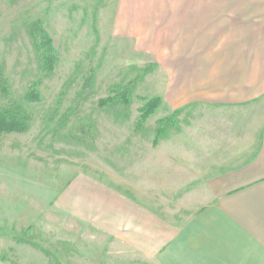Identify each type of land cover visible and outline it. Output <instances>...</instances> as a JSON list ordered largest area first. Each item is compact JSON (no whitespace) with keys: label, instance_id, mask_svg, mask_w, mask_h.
I'll return each instance as SVG.
<instances>
[{"label":"rangeland","instance_id":"1","mask_svg":"<svg viewBox=\"0 0 264 264\" xmlns=\"http://www.w3.org/2000/svg\"><path fill=\"white\" fill-rule=\"evenodd\" d=\"M161 1L0 0V109L28 115L0 132V264H162L209 198L204 126L229 113L179 102L194 70L170 65Z\"/></svg>","mask_w":264,"mask_h":264},{"label":"crops","instance_id":"2","mask_svg":"<svg viewBox=\"0 0 264 264\" xmlns=\"http://www.w3.org/2000/svg\"><path fill=\"white\" fill-rule=\"evenodd\" d=\"M161 2L166 9L154 21L158 35L173 36L170 65L194 70L179 102H203L229 116L220 113L218 123L204 126L205 146L222 148L224 163L216 171L205 167L207 183L194 194L209 198L172 222L158 259L264 264V0ZM217 156L204 162L217 163ZM140 211V221L155 217L162 224L158 214Z\"/></svg>","mask_w":264,"mask_h":264},{"label":"trees","instance_id":"3","mask_svg":"<svg viewBox=\"0 0 264 264\" xmlns=\"http://www.w3.org/2000/svg\"><path fill=\"white\" fill-rule=\"evenodd\" d=\"M6 79L0 66V88L5 89ZM156 102V100H154ZM150 105L146 115L151 114L157 106L155 102ZM28 115L25 112L11 109H0V132H21L27 128Z\"/></svg>","mask_w":264,"mask_h":264}]
</instances>
